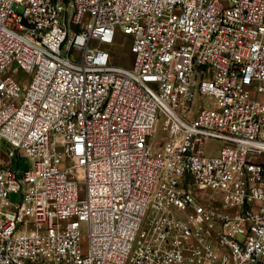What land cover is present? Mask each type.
Masks as SVG:
<instances>
[{"label":"built area","instance_id":"obj_1","mask_svg":"<svg viewBox=\"0 0 264 264\" xmlns=\"http://www.w3.org/2000/svg\"><path fill=\"white\" fill-rule=\"evenodd\" d=\"M0 139V264H264V0H0Z\"/></svg>","mask_w":264,"mask_h":264},{"label":"rangeland","instance_id":"obj_2","mask_svg":"<svg viewBox=\"0 0 264 264\" xmlns=\"http://www.w3.org/2000/svg\"><path fill=\"white\" fill-rule=\"evenodd\" d=\"M116 57L117 63H123L125 65H129L131 63L132 55L129 53V49H118L116 51ZM24 73L20 74V77H22ZM198 105H205V106H213L214 99L203 96L198 97ZM199 109L197 106L196 110ZM160 119L157 122L156 129H155V135L153 138H151L152 145L156 149L159 144L165 141L167 137V133L163 130L164 125L167 123L166 117L160 113ZM221 144L215 141L208 142L206 145V151L207 153H212L214 150H218L221 148ZM9 151L8 144L0 139V165H6L9 162V157L7 156V153ZM217 154V152H216ZM20 159V158H19ZM15 170H19L20 172H25L29 169L33 168V162H31L28 158H21L20 159V165L14 166ZM84 242L87 243V236H84Z\"/></svg>","mask_w":264,"mask_h":264},{"label":"trees","instance_id":"obj_3","mask_svg":"<svg viewBox=\"0 0 264 264\" xmlns=\"http://www.w3.org/2000/svg\"><path fill=\"white\" fill-rule=\"evenodd\" d=\"M20 157L19 156H16L14 159H13V166L17 165L19 166L20 165Z\"/></svg>","mask_w":264,"mask_h":264},{"label":"crops","instance_id":"obj_4","mask_svg":"<svg viewBox=\"0 0 264 264\" xmlns=\"http://www.w3.org/2000/svg\"><path fill=\"white\" fill-rule=\"evenodd\" d=\"M11 162V160H9V162L8 163H10Z\"/></svg>","mask_w":264,"mask_h":264}]
</instances>
